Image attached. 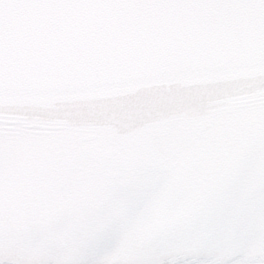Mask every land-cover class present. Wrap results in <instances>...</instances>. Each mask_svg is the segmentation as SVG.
Listing matches in <instances>:
<instances>
[{
	"label": "snow or ice",
	"instance_id": "1",
	"mask_svg": "<svg viewBox=\"0 0 264 264\" xmlns=\"http://www.w3.org/2000/svg\"><path fill=\"white\" fill-rule=\"evenodd\" d=\"M0 264H264V0H0Z\"/></svg>",
	"mask_w": 264,
	"mask_h": 264
}]
</instances>
